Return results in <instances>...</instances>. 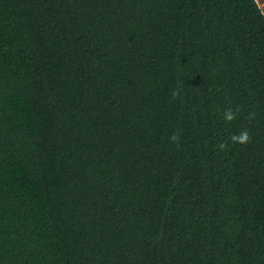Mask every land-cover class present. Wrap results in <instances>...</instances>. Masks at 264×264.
<instances>
[{
	"label": "trees",
	"instance_id": "obj_1",
	"mask_svg": "<svg viewBox=\"0 0 264 264\" xmlns=\"http://www.w3.org/2000/svg\"><path fill=\"white\" fill-rule=\"evenodd\" d=\"M0 264H264L255 0H0Z\"/></svg>",
	"mask_w": 264,
	"mask_h": 264
},
{
	"label": "clouds",
	"instance_id": "obj_2",
	"mask_svg": "<svg viewBox=\"0 0 264 264\" xmlns=\"http://www.w3.org/2000/svg\"><path fill=\"white\" fill-rule=\"evenodd\" d=\"M225 119L228 121H233L236 119V114L232 113L230 110L225 114ZM172 139L175 141L177 139L176 136H173ZM231 139L233 140V142H239V143H247L249 141V134L248 132L245 130L243 132H241L238 135H234L231 137Z\"/></svg>",
	"mask_w": 264,
	"mask_h": 264
},
{
	"label": "water",
	"instance_id": "obj_3",
	"mask_svg": "<svg viewBox=\"0 0 264 264\" xmlns=\"http://www.w3.org/2000/svg\"><path fill=\"white\" fill-rule=\"evenodd\" d=\"M258 4L262 14L264 15V0H255ZM166 221H167V215L164 216L163 222H162V232L158 239V241L161 243L164 240L165 237V227H166Z\"/></svg>",
	"mask_w": 264,
	"mask_h": 264
}]
</instances>
